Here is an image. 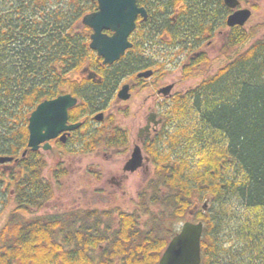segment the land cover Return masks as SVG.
<instances>
[{"label":"trees","instance_id":"obj_1","mask_svg":"<svg viewBox=\"0 0 264 264\" xmlns=\"http://www.w3.org/2000/svg\"><path fill=\"white\" fill-rule=\"evenodd\" d=\"M82 1L52 13L47 0H0V157L15 163H0V218L12 205L0 226V264H159L189 219L204 223L201 264H264V35L245 48L258 33L240 26L224 38L227 60L214 73L185 67L186 76L204 77L169 108L168 129L151 152L153 176L134 211L42 212L55 193L47 163L22 151L32 111L67 83L60 77L67 57L79 64L90 50L86 34L69 30L88 11ZM147 1L170 14L182 5L170 37L184 48L211 22L224 24L227 9L223 0ZM140 66L127 59L113 68L105 91Z\"/></svg>","mask_w":264,"mask_h":264},{"label":"flooded vegetation","instance_id":"obj_2","mask_svg":"<svg viewBox=\"0 0 264 264\" xmlns=\"http://www.w3.org/2000/svg\"><path fill=\"white\" fill-rule=\"evenodd\" d=\"M241 1L236 9H231L223 0L225 7L230 10V12L225 10V20L220 21V24L223 22L224 24L218 26L217 20L211 22L203 27L204 36L195 40L193 48L190 46L184 48L182 45L174 46L170 37V29L175 30L179 23L177 20L181 14L182 5L174 8V12L170 14L167 6L161 2L153 3L143 0L140 3L137 0V5L146 10V17L141 13L136 16V27L129 36L132 47L127 49L119 60L109 64L104 63V58L91 49V35L94 30L82 21L85 15L99 10V3L96 0H83L82 3H85L88 11L83 14L79 22L75 23V27L69 28V30L72 32L74 29L73 31L77 34H86L85 39L88 41L90 50H83L82 57L84 58L80 59L79 64L73 62L75 59L72 56L67 57L66 62L69 69L66 74L60 75L62 80L67 83L63 87V91L51 98L55 99L64 95H71L75 98L77 102L68 111L67 125H79L73 130L59 133L57 137L48 142L41 143L35 151L28 146V134L22 157H28L29 149L36 152V156L46 163L50 153L55 151L60 154L66 153L69 161L77 155L85 154H96L98 157H103V165L104 163L114 164L113 167L104 165L107 170L103 174L104 176L110 175L106 183H110L107 193L111 199L115 197L114 193L122 191L126 181L138 171H142L146 177L149 176L145 181L147 183L153 176L154 161L151 152L154 143L159 141L160 136L169 126L168 110L177 97L189 90L180 87L183 78H176V76H182L186 66L201 67L205 60L201 62L200 58L209 59L208 49L216 41L217 35L223 34L224 39L230 34L233 27L228 26L227 19L235 10L248 8L252 11L253 16L255 6L242 7ZM59 6L68 8L70 0H47V8L52 13ZM71 7L73 6L71 5ZM102 32L109 36L113 34L108 29H103ZM141 32L144 33V37H140ZM152 32L155 33L154 37H150L153 35ZM127 59H135V61L141 59L142 66L121 75L116 82H113L112 85L109 84V90L105 91L113 68L124 63ZM179 60H181V66ZM173 65L179 69L180 73L170 74V70L174 69ZM73 66H77V68H73ZM148 71H152L151 76H139V74ZM100 87L104 88L103 92H96L95 90ZM97 116H101V118L97 119ZM47 143H49V147L45 149ZM90 146L94 147L91 151L88 150ZM138 147L142 155L141 166L135 171L127 170V164ZM67 161H60L58 168H54L50 177L46 175L45 170V176L53 183L54 189L61 184V180L68 173L65 166ZM11 164L14 168V161ZM8 165L10 163L7 164L6 169L9 168ZM47 166L48 163L46 168ZM2 168L1 166L0 169ZM92 172L98 174V178L103 179L99 175V173H103L100 168L98 171L94 169ZM100 189V194H103L101 192L103 187ZM111 199L109 203H112ZM8 207L5 210L1 208L2 214ZM78 208H82V206L80 205Z\"/></svg>","mask_w":264,"mask_h":264},{"label":"water","instance_id":"obj_3","mask_svg":"<svg viewBox=\"0 0 264 264\" xmlns=\"http://www.w3.org/2000/svg\"><path fill=\"white\" fill-rule=\"evenodd\" d=\"M96 1L99 3V10L85 15L82 21L94 30L91 35V49L104 58V63L112 64L119 60L127 49L132 47L129 36L136 27V16L141 13L146 17V10L137 5V0ZM224 2L231 9H236L240 4V0H224ZM251 16L252 11L250 9H237L229 15L227 24L229 27H243ZM99 19H102L104 23H99ZM103 29L111 30L113 34L111 36L104 34L102 32ZM151 75L152 71L139 74V76L144 77ZM76 102L77 100L71 97V95H64L41 102L29 118V148L35 151L41 143L48 142L63 131L73 130L78 127L79 124L67 125L68 111ZM38 113L41 115L38 116ZM100 118L101 116H97V119ZM48 147L49 143L45 145V149H48ZM12 160V157H0V163ZM141 161V150L138 147L128 162L126 169L135 171L141 166ZM207 205L208 202H205L203 205L205 210H207ZM203 232V222L185 221L180 231L174 236L177 234L184 236L186 243L182 247L174 249V240L172 238L163 252L159 264H201Z\"/></svg>","mask_w":264,"mask_h":264},{"label":"rangeland","instance_id":"obj_4","mask_svg":"<svg viewBox=\"0 0 264 264\" xmlns=\"http://www.w3.org/2000/svg\"><path fill=\"white\" fill-rule=\"evenodd\" d=\"M249 5L255 6V12L250 21H248L245 25L246 31L255 30L258 35L255 38H252L249 43L246 44L245 48H247L252 41L254 42L257 38H260L264 35V0H242L241 6L247 7ZM223 34H218L216 37V41L213 45L208 49V61H204L198 69L204 73V76L210 75L214 73L220 65L223 64L224 60L227 58L223 55ZM179 65L181 66L182 63ZM176 66V65H175ZM174 69L170 70V74H178V70L174 65L172 66ZM180 73V72H179ZM177 75L176 78H183V82L180 83V87L186 90L191 89L196 86L204 76L200 77H188L185 72L183 74ZM102 155V154H101ZM67 161L66 170L67 174L61 180V184L55 187V193L53 198L49 203H47L46 208L42 211L43 213L48 212H58L60 210L65 209H76L80 205L82 208H109V207H118L125 211H134L137 206V198L142 190V188L147 184L146 177L142 171H138L133 174L131 178L126 181L124 188L122 191L120 190L116 194L115 197L111 199L107 193L110 183L107 182V178H110V175L104 176V172L107 168L104 165L109 167H113V163H103L104 158L98 157L96 154H85V155H77L69 161L66 153L60 154L55 151L50 153L48 157V166L45 169L46 175L50 177L53 174L54 168H58L60 161ZM104 166V167H103ZM103 171V173H99L103 177V179L98 178V174L92 172V170L98 169ZM155 168V167H154ZM153 168V173H154ZM105 185V186H104ZM103 187V194H100V188ZM126 192L123 194L122 192ZM111 199L112 203H109ZM109 205V207H108ZM89 206V207H86ZM12 205H9L8 209L4 214L1 215L0 226L4 224L7 219V215L11 209ZM193 221L192 219H189ZM185 222V221H184ZM180 223L178 226V230L181 229L183 223Z\"/></svg>","mask_w":264,"mask_h":264},{"label":"snow or ice","instance_id":"obj_5","mask_svg":"<svg viewBox=\"0 0 264 264\" xmlns=\"http://www.w3.org/2000/svg\"><path fill=\"white\" fill-rule=\"evenodd\" d=\"M99 23H104V21L102 19H99L98 20ZM38 116H40L41 114L38 113L37 114ZM173 240H174V245H173V248H179V247H182L185 243H186V240H185V237L184 236H181L179 234H177L176 236L173 237Z\"/></svg>","mask_w":264,"mask_h":264}]
</instances>
